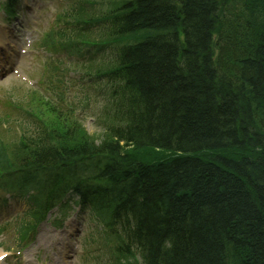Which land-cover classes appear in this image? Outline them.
Masks as SVG:
<instances>
[{"label": "trees", "instance_id": "1", "mask_svg": "<svg viewBox=\"0 0 264 264\" xmlns=\"http://www.w3.org/2000/svg\"><path fill=\"white\" fill-rule=\"evenodd\" d=\"M88 12L116 47L100 63L116 126L96 139L68 117L37 121L0 140V169L54 184L74 158L102 168L96 208L121 227L122 264H264V0H95Z\"/></svg>", "mask_w": 264, "mask_h": 264}, {"label": "rangeland", "instance_id": "2", "mask_svg": "<svg viewBox=\"0 0 264 264\" xmlns=\"http://www.w3.org/2000/svg\"><path fill=\"white\" fill-rule=\"evenodd\" d=\"M0 20H1V23L4 24L2 17H0ZM5 24L9 26V22ZM34 36L35 35H33V37ZM36 40H38V37H35V43H36ZM35 52H37L38 55H36V53H32L30 56V59L28 58V60L25 61V62L28 61V64L25 63V65H23L20 61H18V63L21 67L20 70L26 74L28 73V76L32 79L33 84L37 85L35 83V80H37L38 77L40 76L39 63L40 61L45 59V55L42 54V51L41 52L35 51ZM31 87L32 85H29L25 83L24 81L22 82V80L17 79L14 75L7 74V75L0 77V112H2L1 110L4 108V104L6 102L7 104H9L11 101L17 103L18 101L28 98L30 96L29 93H31V90H30ZM2 97L4 98L3 101H2ZM4 112H7V110ZM42 112L47 117V119H52L56 121L55 114L51 112L47 113L46 111H42ZM7 113H9L12 117L19 116L18 112L17 113L7 112ZM84 124L89 134H91L93 137L100 136L99 135L100 133H98V131L101 132V130H98L97 128L92 127L88 122H84ZM11 204L13 203H8L5 207H2L0 209V220L3 215H5L7 212L11 210V207H10ZM70 225L71 226L73 225V221H71ZM49 232H53V230H51L49 226L43 227V230L41 229L38 235L40 237L38 241L48 245L47 238L48 239L53 238V240H55L56 237H58L57 235H51L47 237ZM73 236L75 237V235ZM2 239L3 238L0 237V241ZM55 247H57L56 244H55ZM22 250L23 251L20 256L13 258L11 260V264H40V261H44V263L46 264H63V257H62L61 250L60 251L58 250L56 252L51 245L46 249H42V247L38 248V245L33 243L28 248H22ZM76 251L77 249L73 248V252H72L73 256L67 257V259L75 258V261L77 264H93V261H91V258L84 260L83 256L77 254ZM101 260L105 262V257H101ZM4 261L6 262V259ZM7 262L8 264H10V258H7ZM67 263L71 264L70 262H67Z\"/></svg>", "mask_w": 264, "mask_h": 264}, {"label": "bare ground", "instance_id": "3", "mask_svg": "<svg viewBox=\"0 0 264 264\" xmlns=\"http://www.w3.org/2000/svg\"><path fill=\"white\" fill-rule=\"evenodd\" d=\"M1 40V39H0Z\"/></svg>", "mask_w": 264, "mask_h": 264}]
</instances>
